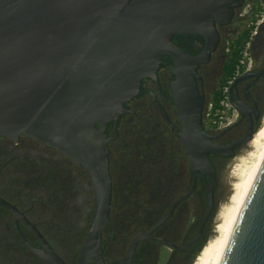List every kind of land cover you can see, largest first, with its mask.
I'll return each instance as SVG.
<instances>
[{
	"label": "flooded vegetation",
	"instance_id": "1",
	"mask_svg": "<svg viewBox=\"0 0 264 264\" xmlns=\"http://www.w3.org/2000/svg\"><path fill=\"white\" fill-rule=\"evenodd\" d=\"M202 6L173 38L180 61L164 57L105 127L109 218L91 250L82 254L98 200L88 168L32 138L0 137V264H193L218 218L222 174L245 145L205 164L185 124L200 116L228 147L264 121V0Z\"/></svg>",
	"mask_w": 264,
	"mask_h": 264
},
{
	"label": "water",
	"instance_id": "2",
	"mask_svg": "<svg viewBox=\"0 0 264 264\" xmlns=\"http://www.w3.org/2000/svg\"><path fill=\"white\" fill-rule=\"evenodd\" d=\"M202 1L0 0V137L32 138L88 168L98 200L82 254L109 218L105 127L164 57L180 61L173 38L197 24ZM184 128L200 139L205 164L254 138L214 144L200 116ZM218 264H264V156Z\"/></svg>",
	"mask_w": 264,
	"mask_h": 264
},
{
	"label": "bare ground",
	"instance_id": "3",
	"mask_svg": "<svg viewBox=\"0 0 264 264\" xmlns=\"http://www.w3.org/2000/svg\"><path fill=\"white\" fill-rule=\"evenodd\" d=\"M248 146L252 149L247 159L236 173V181L232 186V194L228 204L221 208L216 225V236L203 248L194 264H218L226 244L231 236L239 212L248 192L255 172L264 156V121ZM249 159V160H248Z\"/></svg>",
	"mask_w": 264,
	"mask_h": 264
},
{
	"label": "rangeland",
	"instance_id": "4",
	"mask_svg": "<svg viewBox=\"0 0 264 264\" xmlns=\"http://www.w3.org/2000/svg\"><path fill=\"white\" fill-rule=\"evenodd\" d=\"M262 125H263V123H262ZM261 127L259 128V130L261 129ZM251 151H252V149L248 146V144H246L240 150V152L230 160L228 167L225 169L224 173L222 174V181L226 186V193L223 196V198L221 199L218 215H219L220 211L222 210L221 208L225 207L229 202V198L232 194V186H233V183L236 181V178H237L236 173L242 165V160L247 159V157ZM217 222H218V218H216V220H215L213 232L209 238V241L216 236V228L215 227L217 225ZM199 254L195 258L193 264L195 263Z\"/></svg>",
	"mask_w": 264,
	"mask_h": 264
}]
</instances>
